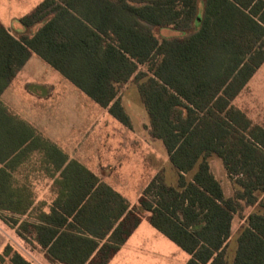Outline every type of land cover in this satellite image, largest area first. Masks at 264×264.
<instances>
[{
  "label": "trees",
  "instance_id": "trees-1",
  "mask_svg": "<svg viewBox=\"0 0 264 264\" xmlns=\"http://www.w3.org/2000/svg\"><path fill=\"white\" fill-rule=\"evenodd\" d=\"M19 22L18 37L0 23V94L36 54L130 127L119 92L134 81L149 135L178 177L169 185L158 172L131 206L55 143L24 133V156L33 143L42 164L55 166L54 198L35 204L15 168H1L5 224L37 242L50 263L109 264L146 211L190 255L187 264H264V210L247 217L232 262L226 254L234 216L264 205V127L234 103L264 64V0H43ZM212 156L222 160L232 196L212 172ZM0 264L34 263L7 245Z\"/></svg>",
  "mask_w": 264,
  "mask_h": 264
},
{
  "label": "rangeland",
  "instance_id": "rangeland-1",
  "mask_svg": "<svg viewBox=\"0 0 264 264\" xmlns=\"http://www.w3.org/2000/svg\"><path fill=\"white\" fill-rule=\"evenodd\" d=\"M42 1L0 0V23L11 27L12 31L18 27V32H24L19 19L31 13ZM156 32L160 37L183 34L171 29H156ZM34 58L33 60H40L36 56ZM140 69L147 71V65H140ZM25 73L28 77L32 76V80L28 82L18 79L16 92L19 97L27 99L29 105L25 104L27 107L24 111L31 108L40 131L71 158L80 159L106 182L116 187L131 205L138 203L146 181H150L156 172L163 171L168 184L177 183V171L172 166L163 143L149 135V117L134 81L128 82L119 92V98L131 118L129 127L42 61L31 62ZM234 103L255 123L264 127V64ZM209 161L226 196H232L234 185L222 160L212 156ZM41 164L42 158L33 159L30 166L18 174V177L21 179L26 174L39 175L40 183L35 186L39 202L50 204L54 198L52 185L44 182L45 173L40 168ZM44 208L48 210L47 206ZM263 210L264 205L261 203L245 207L242 215L234 216L232 235L226 246L229 262L234 258L237 237L246 224L247 217L253 212ZM147 216L148 212L145 211L142 224L110 264H187L190 255L157 231L149 223ZM21 242L15 229L5 224L0 216V254L7 245H12L29 259L30 251L43 256L41 250H34L33 242L26 244L27 248ZM30 260L34 264H49L42 257Z\"/></svg>",
  "mask_w": 264,
  "mask_h": 264
},
{
  "label": "crops",
  "instance_id": "crops-1",
  "mask_svg": "<svg viewBox=\"0 0 264 264\" xmlns=\"http://www.w3.org/2000/svg\"><path fill=\"white\" fill-rule=\"evenodd\" d=\"M5 27L8 30H10V32L13 35H15L17 37H18V35H16V34H20L21 35L23 33V32H18V27H16L13 30V31H15L16 34L10 29L11 27L10 28H9V26H5ZM35 56L38 57L36 54H33L31 56V58L29 59V61L25 64V66L19 71V73L17 74V76L15 77V79L0 94V169L1 168H3V169H12V168H15V172H14L15 179H17L20 184H27V185L31 186V190H32V193H33V196H34V199H35V204H37L39 202V199L40 198H39V195H38L37 190L35 189V186L40 183V179H39L40 176L39 175L27 176V174H26V175H24L23 178L20 179L18 177V174H21L22 171H24L25 168H28L30 166V163H32L33 159L41 160V154H40L39 148L38 147H35L34 148V144L32 143L31 144L30 151H28L26 153L27 155L24 156V150H25L26 145L23 142V134L24 133H30L31 135H33V133H35L36 136L42 135V136H44L47 139H49V138L46 137L40 131L39 125H38V123L36 121L35 114L31 110V108L27 109V111H24V108L27 107V106H25V104L29 105V103L26 102L27 99L24 98L23 96L19 97L17 95V92H16V90L18 89V87H17L18 83L16 81L18 79H20V80H26L28 82H31L32 76L28 77V76L25 75L26 74L25 71H26L28 65L31 62H33V61H42L44 64L48 65L47 63H45L39 57L38 58L40 60H33V59H35L34 58ZM48 66H50V65H48ZM49 140L51 142H53L51 139H49ZM37 143L38 142H36V144ZM53 143H55V142H53ZM27 144H29V143H27ZM61 150L65 154H67L66 151H64L63 149H61ZM67 156H68L69 159H76V158H71L69 156V154H67ZM76 160H78L79 162H81L80 159H76ZM81 163L83 165H85L86 167H88L90 170H92L103 181H105L95 170H93L92 168H90L85 163H83V162H81ZM210 166H211V170L213 172V168H212V163L211 162H210ZM54 167L55 166L53 164H50V163L47 166H44L43 164H41V167H40L42 169V172L45 173V175L43 177L45 179L44 182H46L47 184H50V185L53 184V182H54V180L56 178V176L53 174L54 173V170H53ZM49 169H52L51 172H50ZM156 174H157V172H156ZM149 182H150L149 180L146 181L145 187L147 186V184ZM106 183H108V182H106ZM108 184H110V183H108ZM176 184L175 183H171V185H176ZM112 187L114 189H116V187H114V186H112ZM142 222H141V224H142ZM140 225H139V227H140ZM18 238L22 241L21 244L25 248L26 247V244H28V242L25 241V240H23L19 236H18ZM126 243L121 247V249L126 246ZM34 245H35V246H33V248H35L34 250H39V251L41 250V247H40V245L37 242H34ZM121 249L119 250V252L121 251ZM40 252L43 253V256H41L40 253L37 254V253H35L33 251L32 252L30 251L29 252V255H30L31 258H39V257L41 258L42 257L43 261H46L49 264H53V263H50L46 259L45 254H44L43 251H40ZM116 255L114 257H116ZM114 257H113V259H114ZM112 260L109 262V264L112 262Z\"/></svg>",
  "mask_w": 264,
  "mask_h": 264
}]
</instances>
